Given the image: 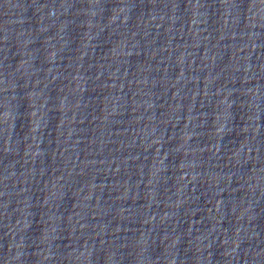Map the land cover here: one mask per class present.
Here are the masks:
<instances>
[{"label": "water", "instance_id": "water-1", "mask_svg": "<svg viewBox=\"0 0 264 264\" xmlns=\"http://www.w3.org/2000/svg\"><path fill=\"white\" fill-rule=\"evenodd\" d=\"M0 264H264V0H0Z\"/></svg>", "mask_w": 264, "mask_h": 264}]
</instances>
